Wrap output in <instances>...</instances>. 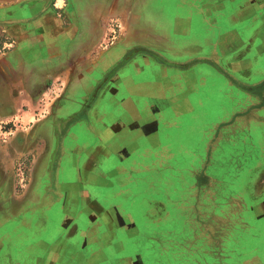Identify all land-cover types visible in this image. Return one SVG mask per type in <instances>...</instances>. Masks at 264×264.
Wrapping results in <instances>:
<instances>
[{
	"label": "rangeland",
	"instance_id": "374dc122",
	"mask_svg": "<svg viewBox=\"0 0 264 264\" xmlns=\"http://www.w3.org/2000/svg\"><path fill=\"white\" fill-rule=\"evenodd\" d=\"M91 1L94 5L106 2L108 10L101 14L102 31L95 46L98 56L95 68H98L81 76L85 103L96 84L121 64L102 90L113 86L112 90L117 92L114 95L122 98L123 93L137 92L134 88L141 79L144 83L156 81L157 86L163 82L164 88L172 83L174 87L164 90L162 95L171 98L184 94L177 85H185L189 80L195 84L194 95L204 102L200 107L203 112L191 121L186 116L172 121L164 102L162 155L152 153L145 158L140 154L132 163L131 170L136 173L120 170L116 177L135 185L114 208L115 216H104L102 220L92 212L94 208L90 210L92 213L76 216L82 205L71 199L76 192L81 194L76 190L67 194L72 201L61 202L66 205L67 214L60 217L53 212L60 207L58 199L65 197L51 191L44 202L45 209L50 210L46 216L48 230L52 232L35 244L49 240L53 252L58 239L69 236L68 232L77 224L72 237L79 244L73 252L65 250L71 256L68 264H264V202L245 199L250 192L247 177L254 172L255 186L261 189L264 170L227 169L222 155L238 150L242 156L260 160L264 150V114H260V119L252 113L253 107L264 106L260 95L264 92V0H90V4ZM59 17L63 19L66 15ZM134 49L158 58L139 52L123 61ZM234 53H239V57L230 61ZM208 66L216 75L206 71ZM178 71L189 75L178 76L174 73ZM220 80L255 84L238 85L222 96L217 93ZM123 82H127V89L123 88ZM237 91L242 92V107L248 111L243 115L241 106H234L240 101V97L234 98ZM52 98H55L53 108L67 99L66 89L51 88L45 100ZM231 107L235 112L225 120L221 114L228 113ZM47 108L50 111L51 107ZM144 108L145 111L149 108L145 101L141 109ZM43 115L48 116L47 112ZM73 119L68 124H75ZM153 128L150 124L146 126L147 131ZM53 141L52 136L47 139L51 148ZM147 142L155 144V137H147ZM54 147L49 156L57 165L52 173L56 177L62 175L58 169L60 160L56 162L57 141ZM32 159L29 155L16 167L20 191L30 180ZM220 160L223 166L218 172L213 168ZM64 161L67 166L70 158ZM68 175L73 177L75 173L68 171ZM37 178L41 182L44 179L42 169L38 170ZM85 190L89 192L85 188L82 193ZM28 216L20 212L19 218L31 221L33 216ZM19 225L21 231L28 223ZM17 255L20 262L29 256L31 263L24 264H42L44 251L28 250V243L23 242Z\"/></svg>",
	"mask_w": 264,
	"mask_h": 264
},
{
	"label": "crops",
	"instance_id": "0c3cea01",
	"mask_svg": "<svg viewBox=\"0 0 264 264\" xmlns=\"http://www.w3.org/2000/svg\"><path fill=\"white\" fill-rule=\"evenodd\" d=\"M89 2L67 0L66 5V0H0V264L31 263L29 256L25 257L26 261L18 259V248L23 242L28 243V250L43 249L42 264H68L71 256L66 255L65 250L73 252L79 244L72 237L77 232V224L68 232L69 236L58 239L53 252L49 240L35 244L36 240L52 232L48 230L46 212L50 210L45 209V197L50 196L51 191L64 195V199H58L60 207L57 213L53 212L60 217L67 214L66 205L61 203L63 200L81 202L76 216L88 211L102 220L104 216H115L114 208L126 199L125 193L135 185L117 178L120 170L136 173L131 170L134 168L132 163L140 154L145 158L152 153L162 155L164 102L168 104L165 108L171 113L168 119L172 121H178L183 116L191 121L203 112L200 107L204 102L194 95L195 84L189 80L185 85H177V89L185 91L184 94L182 92L171 98L162 95L164 90L174 87L172 83L164 88L163 82L157 86L156 81L144 83L141 79L134 88L138 91L128 92V95L123 93L122 98L114 95L117 92L112 90L113 86L102 90L111 81L114 68L107 73L106 76L113 71L87 109L90 96L85 103L81 76L85 71L93 72L98 68H95L98 65L95 46L102 31L100 17L108 10L106 2L97 5ZM60 14L66 17L61 19ZM236 31L241 33L239 29ZM258 33L256 31L255 37ZM238 54L229 55L230 61L239 57ZM206 71L216 75L210 66ZM174 73L189 75L186 71L183 74L179 71ZM254 84L220 80L217 93L223 96L226 90H233L238 85L250 87ZM126 85L127 82H123L124 89H127ZM55 86L61 91L66 89L67 99L52 108L55 98L47 101L45 97ZM249 95L259 99L256 95ZM260 95L263 100L264 92ZM238 97L240 101H236L234 106H241L240 114H246L248 111L242 107V92L234 94L235 100ZM234 98L230 99L233 101ZM195 100L198 102L195 103ZM144 101L149 105L146 111L141 109ZM47 106L51 107L50 111ZM233 110L231 107L228 113L221 115L227 120L235 112ZM43 112H47L48 116H44ZM252 113L258 114L261 119L264 106L253 107ZM85 116L86 120L83 119ZM72 119L75 124H68ZM148 124L154 126L150 131L146 129ZM166 129L169 130L170 126ZM171 131L175 135L174 129ZM51 136L54 145L57 141L56 162L60 160L58 169L62 174L56 177L52 173L57 165L49 156V151L52 152L55 147L47 144ZM147 137H155V144H148ZM261 153L260 160L250 155L242 156L238 150L222 155H225L223 162L227 169L264 170V150ZM29 155L33 157L31 177L27 187L20 191L15 171L20 160ZM68 157L70 162L66 166L64 158ZM222 166L220 160L213 169L219 172ZM41 169L44 171L42 182L37 178ZM68 171H73L75 176H69ZM250 175L246 181L250 192L245 199L260 204L264 202V186L257 189L254 172ZM85 188H89V192L85 190L86 193H82ZM76 190H80L81 194L76 192L78 194L72 200L67 197L68 193ZM20 212L32 215V220H20ZM24 222L28 225L20 231L19 223Z\"/></svg>",
	"mask_w": 264,
	"mask_h": 264
},
{
	"label": "water",
	"instance_id": "95a60500",
	"mask_svg": "<svg viewBox=\"0 0 264 264\" xmlns=\"http://www.w3.org/2000/svg\"><path fill=\"white\" fill-rule=\"evenodd\" d=\"M139 52H146V51H145V50H141V49H134L129 55L126 56V58H125L123 61H128L132 55L137 54V53H139ZM146 53H147V54H150L149 52H146ZM150 55L156 57V59L158 58L155 54H150ZM120 65H121V64H120ZM120 65H119V66H116V67L114 68L113 71H115L117 68H120ZM171 66H174V65H171ZM185 66H186V65H182V66H180V67H185ZM113 71L110 72V74H108V76H110V75L113 73ZM108 76H106V78H104V80H102V82H100V83L98 84V86L93 90L92 94L90 95L89 102H88V104L86 105V108H87V109L90 107L91 102H92V101L94 100V98L96 97L97 92H98L99 89L102 87V85L104 84V82L107 80Z\"/></svg>",
	"mask_w": 264,
	"mask_h": 264
}]
</instances>
